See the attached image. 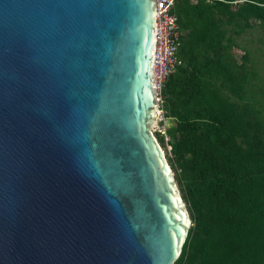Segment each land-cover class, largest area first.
<instances>
[{
  "label": "water",
  "instance_id": "1",
  "mask_svg": "<svg viewBox=\"0 0 264 264\" xmlns=\"http://www.w3.org/2000/svg\"><path fill=\"white\" fill-rule=\"evenodd\" d=\"M153 28V0H0V264L177 260Z\"/></svg>",
  "mask_w": 264,
  "mask_h": 264
},
{
  "label": "trees",
  "instance_id": "2",
  "mask_svg": "<svg viewBox=\"0 0 264 264\" xmlns=\"http://www.w3.org/2000/svg\"><path fill=\"white\" fill-rule=\"evenodd\" d=\"M208 1L175 5L182 66L159 91L173 122L165 132L175 134L166 160L193 224L173 264H264V122L222 95L241 100L218 51V24L232 0ZM237 13L264 29V0H243Z\"/></svg>",
  "mask_w": 264,
  "mask_h": 264
},
{
  "label": "rangeland",
  "instance_id": "3",
  "mask_svg": "<svg viewBox=\"0 0 264 264\" xmlns=\"http://www.w3.org/2000/svg\"><path fill=\"white\" fill-rule=\"evenodd\" d=\"M189 2L190 4H194L195 0H189ZM206 2L209 1L206 0ZM229 4L228 11L231 15L226 16V13L218 24L221 33L218 51L222 54L223 61L230 66L237 81L239 80L241 85V100L233 98L226 90L223 91L222 95L239 105L245 104L251 106L257 112L258 118L264 122V29L256 20L251 18L243 20L239 17L237 11L242 6L243 0H232ZM155 109L156 121L152 124V134L166 160L167 157L171 158L168 144L173 142L175 134H168L165 131L172 127L173 122L164 118L161 110V101L157 102ZM167 165L172 175H174L168 162ZM192 226L193 224L190 219L187 230L189 231Z\"/></svg>",
  "mask_w": 264,
  "mask_h": 264
},
{
  "label": "built area",
  "instance_id": "4",
  "mask_svg": "<svg viewBox=\"0 0 264 264\" xmlns=\"http://www.w3.org/2000/svg\"><path fill=\"white\" fill-rule=\"evenodd\" d=\"M178 0H153L154 5V51L153 85L156 103L160 101L159 91L169 74L182 66L179 57L182 32L174 12Z\"/></svg>",
  "mask_w": 264,
  "mask_h": 264
},
{
  "label": "bare ground",
  "instance_id": "5",
  "mask_svg": "<svg viewBox=\"0 0 264 264\" xmlns=\"http://www.w3.org/2000/svg\"><path fill=\"white\" fill-rule=\"evenodd\" d=\"M152 128H153V126L151 127L150 133H152Z\"/></svg>",
  "mask_w": 264,
  "mask_h": 264
}]
</instances>
